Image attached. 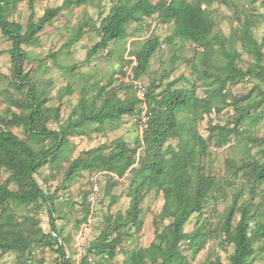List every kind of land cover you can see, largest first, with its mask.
I'll use <instances>...</instances> for the list:
<instances>
[{
    "label": "trees",
    "instance_id": "obj_1",
    "mask_svg": "<svg viewBox=\"0 0 264 264\" xmlns=\"http://www.w3.org/2000/svg\"><path fill=\"white\" fill-rule=\"evenodd\" d=\"M18 1L21 0H0V31L11 43L9 54L13 84L26 95L24 100L12 102V105L21 109L20 113L7 108L4 115L0 116V178L5 174V179H0V252L29 253L31 245L42 244L58 254L57 264H71L65 254L61 233L54 223L53 197L46 194L35 175L51 155L54 157L71 134H85L83 129H76L77 127L87 124L101 126L107 121H119L124 115H133L139 105L142 132L133 145L121 138L109 145L101 144L73 158L65 171L67 179L76 170L88 172L90 179L95 174L104 172L110 177L111 184L113 180L129 176L127 190L130 202L127 210L124 214L118 212L108 218L109 226L90 242L80 264H89L90 255L109 259L115 257L123 237H131L124 228H141L140 204L144 195L150 191L161 194L163 198L159 219L154 220V239L146 247L126 250L123 263L192 264L189 255H195L200 249L195 241L199 231L187 233L184 226L194 213L202 210L206 200L219 187L215 177L206 173L204 168L208 139L214 137L215 145L221 147L229 141L232 134H242L245 125L243 121L246 119L249 123H254L256 120L249 109H256L264 97L257 103L249 95L239 97L238 103L235 97L232 100L229 98L227 105L234 107L237 112L233 128L213 126L211 129L217 130V135L212 133L204 138L197 130V121L213 108L219 110L220 106L210 99H199L194 91L173 89L172 86L183 77L169 83L161 94L155 93V85L149 84L146 87L141 83L145 89L143 100L137 96L121 100L102 86L98 93H105L106 96L99 106L95 105L96 95L89 102L82 98L78 111L69 115L58 130L50 131L42 123L47 118L46 100L38 97L34 85L28 79V73L22 71V64L28 58L22 46L38 43L39 33L66 6L80 5L86 0H64L58 6L47 8L39 17L34 11V0H29L30 14L25 25L8 20L9 11ZM210 1L214 0H114L96 28L100 40L88 50L87 60L99 50L105 49L111 41L125 38L129 21L146 22L154 16L160 24H171L175 37L201 47L206 56L215 51L216 44L226 50L224 45L229 40L213 32L214 21L202 6ZM250 25L248 19L241 23L240 38L246 50L254 57V65L243 70L235 63L238 57L235 51L223 52L227 59L225 74L224 77L217 76V88L213 89V97L221 94L227 97L229 87L244 79L253 78L264 84V66L261 65L264 38L259 43L253 37ZM79 31L80 29L71 39L72 42L79 39ZM158 45V37L153 32L142 41L140 49L130 60L131 67L127 75L129 87L133 88V80L140 82L138 79L147 69L150 57ZM66 89L69 91L68 86ZM243 101H247V104L242 105ZM184 112L187 113L186 117L183 116ZM55 117L58 118V115ZM11 126H21L36 141L50 138L51 145L35 149L11 131ZM253 141L264 143V138ZM229 166L234 176L241 174L250 182L251 197L239 203L242 186L236 189L220 230L226 243L233 245V252L229 256L230 264H250L255 253V242L264 237V222L256 218L257 206L252 201L255 187L264 183V160L244 159L238 165L231 162ZM97 188H91L94 194L98 193ZM61 193L63 194L58 193L57 198L62 201L67 197L59 198ZM115 199L112 197V202ZM30 205L37 211L44 206L47 208L49 231L37 228L31 216L17 214L18 208ZM236 213L239 218L234 225ZM165 218L170 219L166 225L162 222ZM184 243H188L190 254L185 252Z\"/></svg>",
    "mask_w": 264,
    "mask_h": 264
},
{
    "label": "rangeland",
    "instance_id": "obj_2",
    "mask_svg": "<svg viewBox=\"0 0 264 264\" xmlns=\"http://www.w3.org/2000/svg\"><path fill=\"white\" fill-rule=\"evenodd\" d=\"M64 0H34L33 7L39 17L47 8L60 5ZM136 0H124V2ZM156 2L157 0H152ZM29 0H21L8 13V20L25 25L30 9ZM114 0H86L80 5H68L63 11L39 33V42L23 45L28 58L22 64V71L28 73L38 97L45 98L48 109L47 118L42 123L50 131L58 130L61 123L69 115L78 111V105L83 98L87 102L96 95V106H99L106 96L98 93L99 87L105 86L112 95L121 100L136 97L132 87H129L127 77L131 67V58L140 49L142 41L151 32L158 37L159 45L150 57L147 69L139 77L144 86L155 85V93L163 90L180 77L172 88H184L194 91L201 100L210 99L216 102L220 109L213 108L210 113L203 114L197 121V130L207 138L212 133L217 135L213 126L233 128L237 112L228 106L230 99L249 95L254 102H260L264 97V84L253 78L241 80L229 87V95L213 97V89L217 88V76L224 77L227 59L223 52L238 55L235 63L245 70L254 65V57L246 50L241 40V23L250 20V30L260 43L264 38V2L262 0H214L203 3L214 21L213 32L227 38L222 50L220 45H214L215 51L209 56L204 55L203 49L191 41L173 35L171 24L158 23L157 17H151L146 22L129 21L126 25V37L111 41L105 49L99 50L87 60L88 50L100 40L96 28L101 19L107 14ZM80 29L79 39L71 41ZM10 41L0 31V116L6 109L20 113L21 109L12 105L13 100H24L25 92L17 89L11 75ZM264 54V46L261 48ZM264 66V56L261 60ZM70 67H73L70 69ZM66 86L69 87L67 91ZM230 98V99H229ZM243 101L242 105H246ZM141 105V104H140ZM140 106L137 105L133 115H124L119 121H107L103 125L87 124L76 129H83L85 134H71L68 141L58 150L35 175L36 180L46 192L53 197L54 223L60 231L65 247V254L71 264H80L82 256L90 242L95 240L105 230L108 218L118 212L125 213L129 206L128 175L113 180L104 172L95 174L91 179L86 171L76 170L67 179L65 171L73 158L82 152L101 144H112L117 138L133 145L135 139L141 136ZM250 114L256 116L254 123L244 120L243 133L232 134L229 141L217 147L215 138L208 139V154L204 159L205 172L213 175L219 187L206 200L200 212L194 213L184 226L189 233L199 231L196 243L200 249L195 255H189L192 264H230L229 256L233 245L227 244L220 230L228 206L232 202V194L242 186L239 203L249 199L250 182L241 174L234 176L229 164H240L244 159L264 160V143H255V139L264 138V99ZM58 115V118L55 116ZM186 117L187 113L184 112ZM19 138L24 139L35 149L47 148L51 139L39 141L28 136L21 126H11ZM251 138L253 140H251ZM5 179V174L0 178ZM233 179V180H231ZM97 188V194L91 188ZM59 192H66L65 200H58ZM112 197L115 201L112 202ZM257 206L256 218L264 222V183L255 187L252 199ZM163 205L161 194L150 191L143 197L140 204L141 228L136 230L129 226L124 228L131 237L124 236L116 250L114 258L91 257L89 264H124L125 251L148 246L154 239L155 219ZM19 216H31L35 226L49 231V213L44 206L36 208L23 206L17 209ZM86 217V220L84 218ZM238 214L233 218V224L238 221ZM170 219H163L168 224ZM183 248L190 254L188 243ZM255 253L250 264H264V237L255 242ZM58 254L42 244L30 246L29 253L10 251L0 252V264H57Z\"/></svg>",
    "mask_w": 264,
    "mask_h": 264
},
{
    "label": "built area",
    "instance_id": "obj_3",
    "mask_svg": "<svg viewBox=\"0 0 264 264\" xmlns=\"http://www.w3.org/2000/svg\"><path fill=\"white\" fill-rule=\"evenodd\" d=\"M133 89L136 93V96L138 99L143 100L144 99V95H145V89L142 86V84L136 80H133ZM143 121L145 120V118L142 119ZM67 196V193L63 192V194L61 193L59 195V198H65ZM88 260L91 261V257H88Z\"/></svg>",
    "mask_w": 264,
    "mask_h": 264
}]
</instances>
